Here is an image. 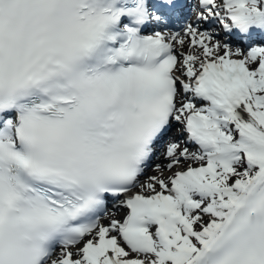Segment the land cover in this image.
<instances>
[{
	"label": "snow or ice",
	"instance_id": "snow-or-ice-1",
	"mask_svg": "<svg viewBox=\"0 0 264 264\" xmlns=\"http://www.w3.org/2000/svg\"><path fill=\"white\" fill-rule=\"evenodd\" d=\"M0 264H264V0H0Z\"/></svg>",
	"mask_w": 264,
	"mask_h": 264
},
{
	"label": "bare ground",
	"instance_id": "bare-ground-1",
	"mask_svg": "<svg viewBox=\"0 0 264 264\" xmlns=\"http://www.w3.org/2000/svg\"><path fill=\"white\" fill-rule=\"evenodd\" d=\"M174 138H178V136H175ZM153 174H155V173H151L150 175H153Z\"/></svg>",
	"mask_w": 264,
	"mask_h": 264
}]
</instances>
